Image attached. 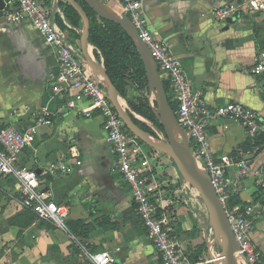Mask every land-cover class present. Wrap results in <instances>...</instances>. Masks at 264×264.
Returning a JSON list of instances; mask_svg holds the SVG:
<instances>
[{
  "label": "crops",
  "instance_id": "1",
  "mask_svg": "<svg viewBox=\"0 0 264 264\" xmlns=\"http://www.w3.org/2000/svg\"><path fill=\"white\" fill-rule=\"evenodd\" d=\"M235 1L144 0L143 5L151 30L170 43L193 89L201 92L211 107L241 103L255 109L264 124V78L252 73L264 39V32L261 36L258 31H264V16L243 11L229 18L232 22L218 21L215 12ZM6 7L16 9L13 3H6ZM52 8L54 24L77 42L70 25L65 22L68 30H63L57 24L55 15L62 12L55 0ZM57 68L54 53L30 21L13 24L0 18V125L24 129L47 106L52 125L40 129L35 148L26 150L19 164L41 173L47 168V176L42 179L51 200L68 209L69 220H86L93 228L86 240H79L55 223H28L17 194L18 183L0 179V264H92L89 254L117 247L122 248L120 264H161L137 214L131 189L115 168L104 119L97 113L86 118L76 110H64L67 103L84 109L90 105L77 103L76 96L69 102L53 97L50 86ZM209 131L218 155L233 153L249 138L243 128L226 119L212 121ZM71 152L77 154L82 165L72 174L51 176L50 163ZM262 160L264 151L255 166H260ZM182 188L204 214L206 207L194 197L196 190L187 184ZM258 192L261 190L250 179L241 200L255 201ZM262 193V199L256 201L263 211L253 241L264 255V190ZM176 215L175 231L188 252L198 251L212 239L211 228L198 225L197 217L189 219L180 210ZM107 218L110 228L94 224L97 219ZM203 255L208 256L207 252Z\"/></svg>",
  "mask_w": 264,
  "mask_h": 264
},
{
  "label": "built area",
  "instance_id": "2",
  "mask_svg": "<svg viewBox=\"0 0 264 264\" xmlns=\"http://www.w3.org/2000/svg\"><path fill=\"white\" fill-rule=\"evenodd\" d=\"M101 1L129 18L139 32L141 40L151 51L163 82L169 84L168 98L175 103L177 120L190 136L192 152L210 174L239 252L245 256L248 264H264V255L253 241V234L262 216L261 203L251 201L231 204V198L240 196L250 179H253L257 189L264 190V160L260 166H255L264 148H239L235 153L218 155L212 147L209 131L212 121L226 119L243 128L249 137L257 138L264 133V124L259 113L237 102L211 107L203 94L193 89L181 61L172 52L170 43L151 30L144 11V0ZM5 3H13L16 9L10 10L5 5V9L0 11V18L13 24L27 19L54 53L58 72L50 86L53 97L69 102L76 96L77 103L87 102L90 105L88 109H84L78 104L67 103L64 110H76L86 118H92L93 114L97 113L104 119L107 143L115 155V168L131 189L137 214L161 257V264L220 262L221 258L214 260L204 255L193 260L191 253L181 244L175 224L172 225L170 221L169 206L164 199H156L157 194L149 185L147 175L152 168L151 156L146 152L143 142L129 132L93 71L83 60L78 59L81 45L70 42L69 37L54 24L53 8H46L43 0H5ZM243 11L260 12L264 16V0H236L218 9L215 16L220 22L227 21ZM252 73L264 78V49L258 52ZM143 122L156 134L161 133L147 120L143 119ZM50 125L52 119L46 106L28 127L19 130L9 126L1 130L0 179L18 183L17 194L22 205L31 209L39 221L55 223L66 229L68 209L51 200L44 188L45 181L42 177L47 176V168L39 174L38 170L19 164L20 156L26 150L35 148L40 129ZM81 165L77 154L71 152L50 163L48 170L51 176L69 175ZM121 252V247L103 250L89 254V259L92 264H120Z\"/></svg>",
  "mask_w": 264,
  "mask_h": 264
},
{
  "label": "water",
  "instance_id": "3",
  "mask_svg": "<svg viewBox=\"0 0 264 264\" xmlns=\"http://www.w3.org/2000/svg\"><path fill=\"white\" fill-rule=\"evenodd\" d=\"M84 1L100 19L121 26L133 41L146 72L150 99L156 103V117L164 129L165 135L163 133L162 135L165 139L161 136H153L135 123L133 112L125 105L103 62H99L94 56L89 42L91 21L88 14L76 0H66L77 11L83 22L80 38L82 60L93 71L97 81L106 89L109 100L129 132L151 149L169 157L183 181L200 195L208 213L209 227L213 233L212 239L206 244L209 257L214 260L221 258V261L215 264H248L245 256L238 250L226 212L215 192L210 174L193 154L190 136L179 124L171 107L158 65L149 48L141 40L133 22L101 0ZM5 5V0H0V11L5 9ZM260 15L261 13L257 12V16ZM229 21L233 20L229 19ZM143 119L141 117L140 121ZM38 172L41 174V171Z\"/></svg>",
  "mask_w": 264,
  "mask_h": 264
},
{
  "label": "trees",
  "instance_id": "4",
  "mask_svg": "<svg viewBox=\"0 0 264 264\" xmlns=\"http://www.w3.org/2000/svg\"><path fill=\"white\" fill-rule=\"evenodd\" d=\"M44 5L50 10L52 9L53 0H43ZM86 11L91 21L89 42L94 47V56L99 62H103L106 71L112 80L115 87L118 89L122 99L127 103L128 107L133 113L144 118L151 123L155 129L159 130L163 135L164 129L156 117V103L150 99L148 89V81L146 72L141 61L140 55L128 34L122 29L121 26L100 19L85 3L84 0H76ZM58 8L62 14L56 13L55 20L57 24L63 29L68 30L65 22L71 26V33L76 36L78 40L81 38V33H76L83 27V22L77 11L66 0H58ZM260 50L264 49V39L260 41ZM167 95L169 93V84L164 81ZM139 92L140 97L134 101L131 97V90ZM169 102L174 112H176V105L169 97ZM130 110V111H131ZM133 120L145 131L151 133L153 136L158 137L156 132L151 129L146 123L140 121L133 115ZM9 127L8 124L0 125V132L2 129ZM253 147L264 148V133L257 138L249 137L247 141L240 146L241 149L248 150ZM239 149V148H238ZM236 150L233 152L235 153ZM174 165V163H173ZM180 176V174H179ZM181 177V176H180ZM12 182V181H10ZM262 190L255 195V201L262 199ZM244 201L240 196H233L231 204H241ZM28 223L33 220H38L37 215L28 208H25ZM170 211V209H169ZM141 221V220H140ZM171 224L176 222V215L171 216ZM42 224L47 226V222L41 221ZM94 224L104 229L111 227V221L97 219ZM66 228L75 238L79 240H86L90 231L93 228L92 224H88L86 220H67ZM206 251V246L200 247L198 251L191 252V258L196 260L199 256L203 255Z\"/></svg>",
  "mask_w": 264,
  "mask_h": 264
},
{
  "label": "rangeland",
  "instance_id": "5",
  "mask_svg": "<svg viewBox=\"0 0 264 264\" xmlns=\"http://www.w3.org/2000/svg\"><path fill=\"white\" fill-rule=\"evenodd\" d=\"M58 3V0H55V4ZM56 6V5H55ZM56 9V7H55ZM260 35L262 36V33L264 31L258 30ZM260 36V37H261ZM264 36V33H263ZM70 42H73L71 38L68 39ZM77 44H80V41H77ZM81 45V44H80ZM80 47V46H79ZM92 51H94V47L92 48ZM78 59L82 61V53L81 57L78 56ZM140 97L139 92L135 91L134 89L131 90V99L136 101ZM125 105L128 107L127 103L125 102ZM129 110H131L128 107ZM132 111V110H131ZM134 116H136L137 119H141L140 116L133 113ZM142 121V120H141ZM143 122V121H142ZM148 125V124H147ZM152 126V124L150 123ZM149 126V125H148ZM153 127V126H152ZM152 129V128H151ZM160 135L165 139V137L162 135V133L157 134ZM144 144V143H143ZM146 152L149 153L151 156V172L147 175V179L149 180V185L153 189V191L156 192L157 198L156 199H164L165 203L169 206L171 216L176 215L177 212L180 210V212L185 213L188 215L189 219L192 217H197L198 219V225H200L202 228L209 227V217L206 208H204V214H200L197 207L195 206L194 201L190 200L192 195L186 190L183 189L182 186L186 185V183L183 181V179L179 176V173L176 169V166L173 165L171 159L167 157L166 155L151 149L147 145H145ZM153 155V157H152ZM188 185V184H187ZM190 187V186H189ZM196 200L198 199L201 201L200 195L197 191H194ZM175 199H182L181 203H178ZM184 200H186L187 204L184 203ZM189 203V204H188ZM183 210V211H181ZM177 217V215H176ZM207 251H205L206 253ZM209 256V255H208Z\"/></svg>",
  "mask_w": 264,
  "mask_h": 264
}]
</instances>
